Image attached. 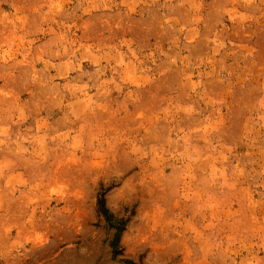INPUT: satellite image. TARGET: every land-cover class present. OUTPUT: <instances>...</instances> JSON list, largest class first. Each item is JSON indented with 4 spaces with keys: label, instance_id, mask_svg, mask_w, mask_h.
I'll return each instance as SVG.
<instances>
[{
    "label": "rangeland",
    "instance_id": "obj_1",
    "mask_svg": "<svg viewBox=\"0 0 264 264\" xmlns=\"http://www.w3.org/2000/svg\"><path fill=\"white\" fill-rule=\"evenodd\" d=\"M129 262L264 264V0H0V264Z\"/></svg>",
    "mask_w": 264,
    "mask_h": 264
},
{
    "label": "trees",
    "instance_id": "obj_2",
    "mask_svg": "<svg viewBox=\"0 0 264 264\" xmlns=\"http://www.w3.org/2000/svg\"><path fill=\"white\" fill-rule=\"evenodd\" d=\"M97 206H98V211L103 216L106 223L115 228L114 237L112 238L110 245L112 248V252L116 254L119 252V249H120L119 246L117 245L116 235L121 229V226H120L121 218H118V219L113 218L112 214L109 212V210L104 205L102 192H99L97 195ZM129 264H135V263L129 262Z\"/></svg>",
    "mask_w": 264,
    "mask_h": 264
}]
</instances>
